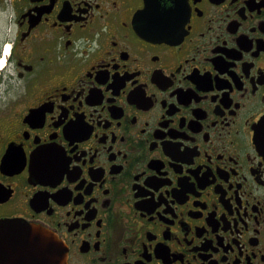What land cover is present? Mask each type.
<instances>
[{"label": "flooded vegetation", "instance_id": "obj_1", "mask_svg": "<svg viewBox=\"0 0 264 264\" xmlns=\"http://www.w3.org/2000/svg\"><path fill=\"white\" fill-rule=\"evenodd\" d=\"M0 60V222L62 264H264V0H0ZM21 236L0 264H45Z\"/></svg>", "mask_w": 264, "mask_h": 264}, {"label": "water", "instance_id": "obj_2", "mask_svg": "<svg viewBox=\"0 0 264 264\" xmlns=\"http://www.w3.org/2000/svg\"><path fill=\"white\" fill-rule=\"evenodd\" d=\"M8 234H24L22 238H27V236L32 235L34 238H40L43 243H47V256L45 255V264H62L63 255L65 249H63L60 241H58L55 235L45 229L37 230L33 227H29L28 223H22L9 219L6 221L0 222V239ZM15 236V235H14ZM12 236V237H14Z\"/></svg>", "mask_w": 264, "mask_h": 264}, {"label": "bare ground", "instance_id": "obj_3", "mask_svg": "<svg viewBox=\"0 0 264 264\" xmlns=\"http://www.w3.org/2000/svg\"><path fill=\"white\" fill-rule=\"evenodd\" d=\"M2 60H0V64H1Z\"/></svg>", "mask_w": 264, "mask_h": 264}]
</instances>
